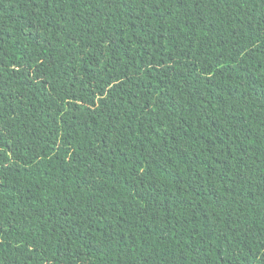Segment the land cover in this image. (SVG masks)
<instances>
[{"label": "trees", "instance_id": "16d2710c", "mask_svg": "<svg viewBox=\"0 0 264 264\" xmlns=\"http://www.w3.org/2000/svg\"><path fill=\"white\" fill-rule=\"evenodd\" d=\"M0 264H264V0H0Z\"/></svg>", "mask_w": 264, "mask_h": 264}]
</instances>
